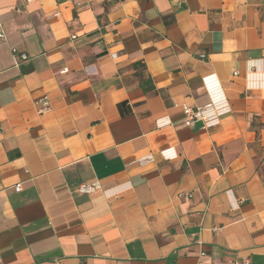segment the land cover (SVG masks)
I'll use <instances>...</instances> for the list:
<instances>
[{
	"label": "crops",
	"instance_id": "crops-1",
	"mask_svg": "<svg viewBox=\"0 0 264 264\" xmlns=\"http://www.w3.org/2000/svg\"><path fill=\"white\" fill-rule=\"evenodd\" d=\"M0 33V264H264V0H0Z\"/></svg>",
	"mask_w": 264,
	"mask_h": 264
},
{
	"label": "built area",
	"instance_id": "built-area-1",
	"mask_svg": "<svg viewBox=\"0 0 264 264\" xmlns=\"http://www.w3.org/2000/svg\"><path fill=\"white\" fill-rule=\"evenodd\" d=\"M27 2H32L34 0H26ZM64 1H71V0H64ZM115 1V0H110ZM0 38H3V34L0 33ZM15 53L16 51L13 50ZM23 61L27 60L26 55L20 56ZM68 69H64L62 71L63 74L67 73ZM237 75V73H235ZM44 110L48 108V102L45 101ZM182 112L184 114V126L188 128H193L197 123L202 124L203 129H210L217 126L220 123V118L226 113V110L222 109L219 105L210 104L204 107H190L188 105L182 106ZM98 188V184H81L79 185L77 191L80 194H92ZM22 188L20 185L15 187L16 192H21ZM239 264V263H236ZM242 264H250L248 262Z\"/></svg>",
	"mask_w": 264,
	"mask_h": 264
},
{
	"label": "trees",
	"instance_id": "trees-1",
	"mask_svg": "<svg viewBox=\"0 0 264 264\" xmlns=\"http://www.w3.org/2000/svg\"><path fill=\"white\" fill-rule=\"evenodd\" d=\"M124 107V106H123ZM123 107H121V108H123Z\"/></svg>",
	"mask_w": 264,
	"mask_h": 264
}]
</instances>
